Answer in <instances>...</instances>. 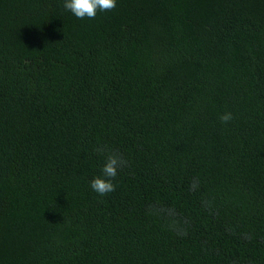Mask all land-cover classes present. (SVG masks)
Returning a JSON list of instances; mask_svg holds the SVG:
<instances>
[{"label":"trees","instance_id":"obj_1","mask_svg":"<svg viewBox=\"0 0 264 264\" xmlns=\"http://www.w3.org/2000/svg\"><path fill=\"white\" fill-rule=\"evenodd\" d=\"M0 264H264V0H0Z\"/></svg>","mask_w":264,"mask_h":264},{"label":"clouds","instance_id":"obj_2","mask_svg":"<svg viewBox=\"0 0 264 264\" xmlns=\"http://www.w3.org/2000/svg\"><path fill=\"white\" fill-rule=\"evenodd\" d=\"M117 0H63V7L77 19H94L97 12L112 10L116 7ZM231 114L227 113L220 117L227 123L231 120ZM118 160L109 156L102 169V175L95 177L90 182V188L100 196H104L115 190L112 181L116 178Z\"/></svg>","mask_w":264,"mask_h":264}]
</instances>
